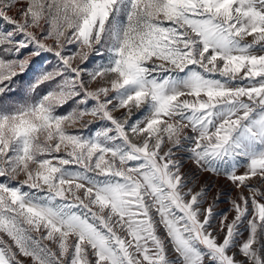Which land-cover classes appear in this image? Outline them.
I'll return each instance as SVG.
<instances>
[{
  "label": "snow or ice",
  "instance_id": "6c2138e0",
  "mask_svg": "<svg viewBox=\"0 0 264 264\" xmlns=\"http://www.w3.org/2000/svg\"><path fill=\"white\" fill-rule=\"evenodd\" d=\"M0 264H264V0H0Z\"/></svg>",
  "mask_w": 264,
  "mask_h": 264
},
{
  "label": "rangeland",
  "instance_id": "374dc122",
  "mask_svg": "<svg viewBox=\"0 0 264 264\" xmlns=\"http://www.w3.org/2000/svg\"><path fill=\"white\" fill-rule=\"evenodd\" d=\"M213 179L215 180L216 178H213ZM216 184H217V187L222 188L223 190H225V191H227L229 193L233 192L231 187L228 185V183L225 180H223V178H220L219 180H216ZM214 191H215V189H214ZM222 199L227 200V197H222ZM227 207H228L227 203L221 204L220 205V209H218V211L221 210V209H225Z\"/></svg>",
  "mask_w": 264,
  "mask_h": 264
}]
</instances>
